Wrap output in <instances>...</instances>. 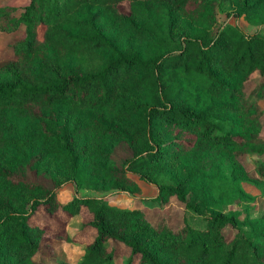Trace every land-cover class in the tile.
Segmentation results:
<instances>
[{
	"label": "trees",
	"instance_id": "16d2710c",
	"mask_svg": "<svg viewBox=\"0 0 264 264\" xmlns=\"http://www.w3.org/2000/svg\"><path fill=\"white\" fill-rule=\"evenodd\" d=\"M15 1L0 3V34L23 33L0 65V264H264L252 206L264 197V0H225L232 24L218 23L220 0ZM134 178L159 209L177 200V226L103 197L57 199L67 183L133 194ZM39 208L95 233H64L78 261L41 253Z\"/></svg>",
	"mask_w": 264,
	"mask_h": 264
},
{
	"label": "rangeland",
	"instance_id": "374dc122",
	"mask_svg": "<svg viewBox=\"0 0 264 264\" xmlns=\"http://www.w3.org/2000/svg\"><path fill=\"white\" fill-rule=\"evenodd\" d=\"M8 0H0V3L3 4ZM222 1L220 6L219 15H218V23L222 24L223 22H230L231 24L235 21L233 18H227L224 15L223 11H228L230 6L225 0ZM25 0H16L14 2L15 5L24 3ZM119 9L121 11H127V5L125 3L119 4ZM238 24L243 28L247 29V24L239 19ZM23 36L21 30L15 31L9 34H0V65L11 59V50L9 49V44L14 40H17ZM251 81L258 82L263 80L260 79L257 75L253 74L251 76ZM260 107L264 110V96L261 100L258 101ZM261 121V129L260 135L264 137V115L260 119ZM261 158H264L261 156ZM239 161L243 164L245 169L248 171V175L253 177V169L257 158L252 155H245L239 157ZM136 183L139 186V191L133 194L126 193L124 191L118 190H110V191H94L88 189H79L75 190L74 186L70 183L65 184L59 190H57V199L59 202L64 203L69 201L73 196H98L103 197L106 202L110 205L119 207V208H140L145 213L146 218L149 220L153 219L154 216L158 213L162 214L170 227H175L180 223L181 217V205L177 202L174 197H171L169 201L164 205L162 209H159L155 204L149 201L151 196H154L156 189L137 179L134 178ZM245 189L251 191L253 194L258 195V190L255 189L250 184L244 185ZM254 207V211L258 212L260 210H264V197H258L252 203ZM236 209V206H230L228 209ZM80 216L83 222H86L90 219V214L87 212L85 208L80 209ZM66 218V213L62 211H57L52 217H48L40 208L36 211V213L29 218V221L32 223H36L38 225L44 224L47 229L44 237L42 238V247L41 253L44 256L55 255L62 258L65 261L75 263L79 260L82 255V248L78 245H74L68 240L64 238V233H67L68 236L72 237L75 240L86 241L94 236V232L90 228L79 229V218L71 219L70 224L64 223ZM52 233L59 235V238H56L52 235ZM127 250L125 247L121 245H117L115 250V255L120 258H124L127 255ZM117 264H122L121 262ZM132 264H138L137 258L133 259Z\"/></svg>",
	"mask_w": 264,
	"mask_h": 264
}]
</instances>
